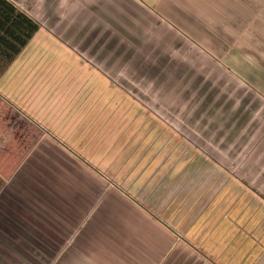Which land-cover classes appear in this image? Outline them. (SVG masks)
I'll use <instances>...</instances> for the list:
<instances>
[{
	"label": "crops",
	"instance_id": "crops-1",
	"mask_svg": "<svg viewBox=\"0 0 264 264\" xmlns=\"http://www.w3.org/2000/svg\"><path fill=\"white\" fill-rule=\"evenodd\" d=\"M8 1L39 28L0 75V264L67 262L75 229L113 264H264V174H232V159L212 152L210 97L202 110L199 94L187 111L170 106L185 86H223L225 102L246 87L264 133V0ZM187 52L214 57L137 61ZM153 67L209 78L167 73L144 92L124 88L122 71ZM169 109L191 112L192 125L163 120Z\"/></svg>",
	"mask_w": 264,
	"mask_h": 264
},
{
	"label": "rangeland",
	"instance_id": "rangeland-1",
	"mask_svg": "<svg viewBox=\"0 0 264 264\" xmlns=\"http://www.w3.org/2000/svg\"><path fill=\"white\" fill-rule=\"evenodd\" d=\"M100 5L96 6L97 8H99ZM91 9V11L94 12V16H96V10L95 7H85ZM101 11H99V16H100ZM100 19V18H99ZM103 25L106 28H110L112 29L111 23L105 22L103 23ZM114 27V26H113ZM117 28V27H116ZM115 28V29H116ZM199 30L202 31V28L199 27ZM185 34H187V38L190 39L191 41H193V37H191V35L187 32L184 31ZM190 37V38H189ZM124 41H127L126 39H124ZM217 42V41H216ZM199 44L197 43L196 46H198ZM141 47H138V50H141ZM197 51L199 50V48H195ZM204 53V52H203ZM202 54V53H200ZM199 54V55H200ZM206 55H209L208 53H204ZM202 54L200 57L202 58L201 61H207L209 58ZM199 55L197 54H191L190 52L184 53V54H179L178 58H177V54H162V55H155V54H144V53H140L137 54V61L139 63L144 62V61H150V63H152V66L154 65V67H157L158 64L162 63V62H166L168 61H176L177 63L180 62L181 64L185 63L184 61L190 63V66H192L194 59L196 60ZM157 56V57H156ZM209 56L214 57L213 54H210ZM216 56V55H215ZM162 57V58H160ZM166 57H168V59L166 60ZM173 58V59H171ZM211 62V61H210ZM186 63L185 66H188ZM203 63V62H202ZM206 64V63H205ZM188 66V67H190ZM151 69L148 72L144 73V69H137L136 71H131V73H128L127 71H122L121 77L125 78V81L122 80V83H126L127 85H129V83H131V87L127 86L126 84H124V88H132V87H136V89L138 90L137 92H144L143 90L144 87L140 86V83H144L148 80H159V78L163 77L164 75H166L167 73L177 74L178 77H182L184 76L185 78L189 77L191 74L193 75V73L195 74V76L199 77L201 79V81L206 82L207 81V77L209 78L208 70L206 71V69H201L200 71H193V69L189 68V69H176V70H156V69ZM164 73V74H162ZM162 74V75H160ZM191 75V76H192ZM191 76L189 77L188 80H191ZM128 77L130 80H128ZM216 77V76H215ZM219 78V77H218ZM187 80V81H188ZM212 81H217L215 79H213ZM149 82V81H148ZM140 90V91H139ZM251 90V89H250ZM247 91L246 87H241V86H235L233 85L232 87V100L231 101H227L225 102L223 100L224 95L229 94V91H225L223 86L220 85H214V86H197V87H190V86H185L184 87V99L181 98H175L173 100H170L171 104L174 107V109H182L181 107L183 105L186 106L185 110H189L192 108V104L193 103V95L192 94H199L201 97V101H200V105H201V110L207 108L208 103H204L206 98L210 97V100H212L211 102H209V104H211V107L213 106V109L217 110V117H216V126H218V128L216 129V133L212 134L211 136L213 137V139H211L212 141L216 142L217 145H215L213 147V153H216L217 157L220 158H226L227 160L231 161L232 159V165L228 166V169L230 170L229 172L235 175H241V174H247L250 172L256 173L261 172L264 174V133H261L263 129L260 128H256L255 126L258 125L257 123V118H256V109H257V103L256 102H248L247 101V96L250 95V93H253V91ZM255 93V92H254ZM172 98V96L170 97ZM155 100V99H154ZM156 101V100H155ZM214 101V102H213ZM157 102H154V104ZM159 103V102H158ZM156 105V104H155ZM159 105H161L159 103ZM195 106V105H194ZM249 108V109H254L253 112V117L251 116H247L244 119H242L241 121V109L243 108ZM205 107V108H204ZM170 109H173L171 107H169ZM169 109V114H171V116L173 117H167L164 118L163 120H165L167 122L171 120L173 121H178L179 123H183V125L185 126V128L190 127L192 125V120L193 118L191 117V112L188 113L186 112L185 115L183 116H179L178 118H176L177 116H175L176 113L173 114V112ZM171 111V112H170ZM157 113V112H156ZM264 112H261V114H263ZM184 114V113H183ZM230 119H232V125H236L235 127H233L234 133H222L221 131V126L227 125L228 122L230 121ZM264 118H261V121H263ZM203 122V120L201 121ZM242 125L246 126V127H241ZM249 127V128H248ZM244 128H248L249 130L254 129L255 133H250L248 134V136L244 135V138L247 137L246 139H240L238 140V137H240V133H235L236 131H240ZM256 129L258 131V129L261 131H259V133H256ZM207 137H209L208 134H205ZM187 138L191 139V137H197L200 136L202 143L203 141H208V139L204 136V135H193V134H186ZM235 139V140H234ZM187 141V140H186ZM220 142V144H219ZM209 152L208 150H204ZM254 158H259L258 160L256 159V161H259L260 163V167H252V163L254 162ZM224 160V159H223ZM222 168H226L221 166ZM219 168V167H218ZM257 170V171H254ZM134 200V199H133ZM138 200V199H137ZM139 201V200H138ZM140 203H142L141 201H139ZM144 204V203H143ZM70 232L69 235V239H68V244L65 247V251H64V256H63V252L61 254V257H67L68 261L64 262V261H52L51 263L48 264H113L111 262H107L106 260H104V258L108 257V256H113V255H102L100 257V261L98 260L99 256H95V254L97 253L98 249H104L105 247H98V246H82V242L84 241V239H82V235L81 233L84 235V233L86 231H80L79 229H75L72 231H68ZM88 233H94L96 234L97 231L95 230H90ZM78 244V245H77ZM81 249H84V253L82 251H80ZM119 252L123 253L122 250H119ZM89 253V254H88ZM86 254L89 255V259L85 256ZM13 258L15 259V256H13ZM83 258H85L83 260ZM61 259V258H60ZM13 263V262H11ZM10 264V263H9ZM28 264V263H26Z\"/></svg>",
	"mask_w": 264,
	"mask_h": 264
},
{
	"label": "trees",
	"instance_id": "trees-1",
	"mask_svg": "<svg viewBox=\"0 0 264 264\" xmlns=\"http://www.w3.org/2000/svg\"><path fill=\"white\" fill-rule=\"evenodd\" d=\"M38 23L8 0H0V75L38 30Z\"/></svg>",
	"mask_w": 264,
	"mask_h": 264
}]
</instances>
